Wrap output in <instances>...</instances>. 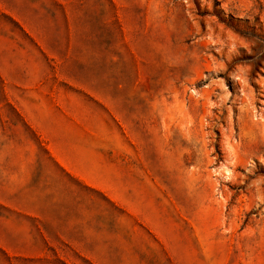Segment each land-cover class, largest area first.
Masks as SVG:
<instances>
[{
    "label": "rangeland",
    "instance_id": "rangeland-1",
    "mask_svg": "<svg viewBox=\"0 0 264 264\" xmlns=\"http://www.w3.org/2000/svg\"><path fill=\"white\" fill-rule=\"evenodd\" d=\"M25 96L144 160L50 195L42 259L0 206V264H264V0H0V155Z\"/></svg>",
    "mask_w": 264,
    "mask_h": 264
},
{
    "label": "crops",
    "instance_id": "crops-1",
    "mask_svg": "<svg viewBox=\"0 0 264 264\" xmlns=\"http://www.w3.org/2000/svg\"><path fill=\"white\" fill-rule=\"evenodd\" d=\"M20 100L17 109L22 116L13 123L15 133L10 137L7 151H2L7 154L0 155V206L14 214L9 217L14 227L28 230L24 242L33 245L34 251L25 254L24 258L35 260L43 258L40 245H47L49 241L47 205L50 195L57 196L61 189L72 197L80 190L97 189L110 195L122 193L121 189L134 194L139 180L138 164L144 159L137 156L136 140H132L135 144L129 143L128 147L133 150L125 157L127 174L122 179L118 140L107 145L100 139L101 143L92 147L100 149L92 150L79 139L82 133L68 126V123H76L75 117L59 113L49 115L48 105L43 102L34 104L26 96ZM107 118L113 125L124 122L115 112ZM87 120L88 117L79 122ZM103 120L104 117L98 118V122ZM34 126L40 136L37 143L32 138ZM98 132H95L96 137L104 135V131ZM38 143L46 148V156L36 154ZM108 146L114 149L107 152L104 147Z\"/></svg>",
    "mask_w": 264,
    "mask_h": 264
}]
</instances>
